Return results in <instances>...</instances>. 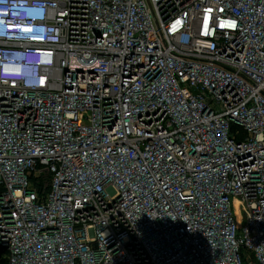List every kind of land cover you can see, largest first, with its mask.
Segmentation results:
<instances>
[{"label":"built area","instance_id":"built-area-1","mask_svg":"<svg viewBox=\"0 0 264 264\" xmlns=\"http://www.w3.org/2000/svg\"><path fill=\"white\" fill-rule=\"evenodd\" d=\"M0 249L264 264V0H0Z\"/></svg>","mask_w":264,"mask_h":264},{"label":"clouds","instance_id":"clouds-1","mask_svg":"<svg viewBox=\"0 0 264 264\" xmlns=\"http://www.w3.org/2000/svg\"><path fill=\"white\" fill-rule=\"evenodd\" d=\"M21 64L19 61L7 60L1 67V74L7 76L9 79L19 80L27 79L35 74L36 67H43L46 64L40 58L39 53L26 57Z\"/></svg>","mask_w":264,"mask_h":264},{"label":"trees","instance_id":"trees-1","mask_svg":"<svg viewBox=\"0 0 264 264\" xmlns=\"http://www.w3.org/2000/svg\"><path fill=\"white\" fill-rule=\"evenodd\" d=\"M7 263V257L4 253V251H2V249H0V264H6Z\"/></svg>","mask_w":264,"mask_h":264}]
</instances>
